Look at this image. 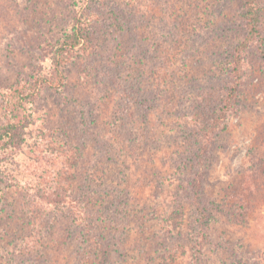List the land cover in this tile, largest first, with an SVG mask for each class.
I'll list each match as a JSON object with an SVG mask.
<instances>
[{
    "label": "rangeland",
    "instance_id": "rangeland-1",
    "mask_svg": "<svg viewBox=\"0 0 264 264\" xmlns=\"http://www.w3.org/2000/svg\"><path fill=\"white\" fill-rule=\"evenodd\" d=\"M91 11L95 52L67 64L62 88L27 104L32 123L9 161L0 209V264H264L257 42L245 51L240 102L206 161L203 234L192 202L200 132L245 35L242 0H0V121L2 90L39 67L50 74L52 50ZM260 16L264 38V0ZM57 194L91 215L102 249L76 206L51 202Z\"/></svg>",
    "mask_w": 264,
    "mask_h": 264
},
{
    "label": "trees",
    "instance_id": "trees-1",
    "mask_svg": "<svg viewBox=\"0 0 264 264\" xmlns=\"http://www.w3.org/2000/svg\"><path fill=\"white\" fill-rule=\"evenodd\" d=\"M242 16L246 30L242 41L238 42L231 53V66L229 69V82L226 92L220 100L214 117L210 123L200 132L201 145L198 152V169L194 175L192 186V202L199 215L200 231L209 227L211 213L206 204L202 203L201 189L203 179L206 177V161L214 146L217 133L224 128L231 112L240 102L243 84V59L246 49L254 42L258 43L260 53L264 56V38L262 37V23L260 16L261 0H242ZM99 14L97 12H83L74 18L69 32L58 41L56 48L51 52L52 72L44 73L39 67L28 81L23 84L20 80L2 90L3 119L0 121V209L6 200V190L11 186V178H8L9 161L15 157L25 142L28 126L32 123V114L28 111L27 104L34 102L45 89L59 90L65 85L66 75L64 69L67 64L79 55H92L96 50V35L93 23ZM70 203H66V201ZM50 201V200H49ZM55 206L63 204L71 205L76 220L88 234L89 240L99 249L101 242L91 233V215L85 208L76 205V201L69 196L55 195L52 200ZM203 230V232H202ZM199 241V245H200Z\"/></svg>",
    "mask_w": 264,
    "mask_h": 264
}]
</instances>
